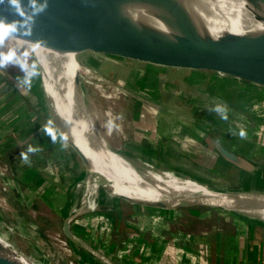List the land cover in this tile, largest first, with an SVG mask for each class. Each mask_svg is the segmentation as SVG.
Masks as SVG:
<instances>
[{
  "label": "rangeland",
  "instance_id": "1",
  "mask_svg": "<svg viewBox=\"0 0 264 264\" xmlns=\"http://www.w3.org/2000/svg\"><path fill=\"white\" fill-rule=\"evenodd\" d=\"M11 47H15L18 53L25 50L18 48L15 43L12 46L10 42L5 41L4 46L0 47V52L6 53ZM72 53L77 57L75 51H72ZM78 56L82 63L80 78L86 105L99 131L112 147L120 151L134 155L145 154L158 163L163 162L160 153L154 151L153 155L150 156L146 154L148 153L145 147L147 144L139 143L141 140L145 142L147 137L154 136L149 129L154 126L156 128L157 120L164 124L163 128L166 132L169 130L168 135L172 134L175 128H179L184 133L192 130V126L197 125L206 128L207 132L204 135L208 138L210 136L232 138L234 131L237 129L240 131L243 128L242 126L237 128L235 125L226 124V120L221 119L217 113L209 110L215 107L217 103L227 104L229 109L228 120L241 121L242 118L245 119L247 127H244V130L246 133L252 128L251 125L255 126V131L260 130L259 135H255V141L264 139V128L259 126L261 125L260 120L250 119L251 122L248 123L246 117H243L240 113L241 109L247 110L242 105L245 100L240 97L238 99L233 97L225 89H205L203 85L190 84L177 76L171 80L162 81V85L154 83L153 80H148L146 83L134 76L130 70L131 64H114L113 58L104 54H97L96 56L100 60L95 57L89 63L85 61L87 58L84 53H78ZM33 60L35 58L32 55L29 58V63ZM4 68L19 82L25 75L18 65L9 64ZM35 79L30 89L33 91L32 95L35 96L31 97L32 102L29 103L32 112L27 114V109H23L28 104L27 99L23 98L25 93L20 92L21 90L16 85L0 74V167L2 168H0V235L20 254L40 264H95V259L99 257L97 255L105 254H100L98 251H96L98 254L94 253L93 249V251L85 250L83 254L80 253L81 255L74 256L73 250L69 247L61 227H59L61 223L56 227L55 219L53 220L55 216L51 213V210L44 205L42 200L35 197L39 194L29 190L26 182H23L27 177V173L23 172V169L28 167L29 164H25L21 160L20 153L26 152L29 145L42 149L38 153L29 154V160L34 164H44L46 157L50 156H53L56 160L57 156L64 155L66 149L75 154L76 160L82 164L80 157L69 143L67 148H62L59 139L55 144L53 142L51 144L48 142L40 144L32 139H26L27 134L21 135L23 119L27 118V115H34L33 113L36 112V134L43 131V127L40 129L39 124L45 121L48 122L51 119L42 96L36 91L40 77ZM255 116L257 117V115ZM109 120H112L117 126L113 128L111 133L106 126ZM262 121L264 122V118ZM18 125H20V129L17 127ZM4 138L8 140H4ZM149 145L150 143H148ZM134 148L136 149L134 150ZM194 154H180L178 156L180 165L168 164L165 163L167 162L165 160L163 163L171 168L193 172L202 179L209 181L211 185L222 188L236 190H243L239 188H244V190L248 189V191L255 192L259 189L255 186L256 184L258 186L264 185L261 181H249L251 176L248 173L240 171V169L225 161L221 155L200 151H195ZM257 158L264 160V155H257ZM68 162V159H63L64 169L70 167L67 164ZM81 166H83V175L73 171L74 175L72 177L76 179V182L78 181L77 187L75 186L74 189L75 192L79 193L78 195H81V198L85 197L83 203L95 197L98 200L101 192L106 195L105 189L111 190L109 185L108 187L104 186L106 183L109 184L110 181L103 176H97L96 173L91 174L84 164ZM95 168L96 166L93 167V169ZM85 173H87L86 175L89 174V178L93 176L99 181L101 188H99L98 195L89 178L87 176L83 178ZM247 174L249 176H246ZM17 181H20V184H17ZM251 182H255V185H252ZM24 196L35 197L34 204L27 206L23 200ZM115 197H110V199L112 198L113 201ZM117 201L119 202L120 199H117ZM165 212H170V210ZM176 213V218L180 222L179 225L184 229L194 233L208 232L211 236L218 229L228 228V230L233 231L232 216L236 214L244 216L223 206L210 205L179 207L176 208ZM158 216L156 218L162 219L161 216ZM244 218L252 217L244 216ZM31 220L39 222H36L39 225L37 229H26V227H30ZM174 227H177V224H174ZM116 238L120 242L123 240L122 236H116ZM42 240H45L46 244H41L40 241ZM48 247H51L55 254L48 253L46 250ZM119 247H121V244ZM59 254L63 255V258L59 257ZM123 258V256L119 257V259L124 260ZM122 260H116V262L110 260L109 264H124Z\"/></svg>",
  "mask_w": 264,
  "mask_h": 264
},
{
  "label": "crops",
  "instance_id": "2",
  "mask_svg": "<svg viewBox=\"0 0 264 264\" xmlns=\"http://www.w3.org/2000/svg\"><path fill=\"white\" fill-rule=\"evenodd\" d=\"M32 93L33 91L30 90L29 94L23 95L28 103L23 107V109H27V114L32 112L29 105L32 102L31 97H35ZM235 98L238 99V97ZM243 100L245 101L242 102V105L247 110L241 109L242 116L246 117L248 123L251 122L250 119L260 120L261 125L259 126L264 128L262 121L264 103ZM33 114L27 115V118L23 119L21 135L27 134L26 139H32L40 144H46V142L51 144V138L44 131L36 134V112ZM225 122L228 125H235L237 128L247 127L244 118L241 121L226 120ZM45 123L47 121L40 123L39 128L41 129ZM156 124V128L154 126L149 129L154 136L147 137L145 142L144 140L139 142L147 144L145 147L148 153L146 154L150 156L156 151L161 154L163 162L165 160L167 161L165 163L180 165L178 158L180 154L195 155V151H200L220 155L211 144L210 138L204 135L207 131L202 126H192V130L184 133L179 128L173 127L175 129L172 134L168 135L169 130L165 131L162 122L157 120ZM19 126L17 127L20 129ZM251 127L244 139L240 138L238 129L232 134L234 138L220 136L218 139L226 147L244 157L249 162V169L241 168L223 157L225 161L240 171L248 173L251 176L249 181L264 183V160L257 158V155H264V139L255 141V135L258 136L260 130L255 131V126L251 125ZM4 140L8 139L4 138ZM148 143H150L149 146ZM64 155L57 156L56 160L53 156L46 157L44 164L31 162L28 167L23 169V172L27 173L23 182H26L29 190L39 194L35 197L42 200L51 213H54L53 220L55 219L56 227L61 223L59 227H61L69 247L73 250L74 256L83 254L85 250L93 251L94 249L100 254H105L97 255L99 257H95L97 262L95 264H109L110 260L120 261L122 260L119 259L120 256L124 257L122 260L124 264H264V222L253 218H244L236 214L232 216L233 231L228 228L218 229L212 236L208 232L194 233L179 225L180 222L176 218L177 213L175 214L176 209L136 204L118 196L112 201L107 189H105L107 196L101 192L94 208L82 210L81 207L77 210V207L83 204L85 197L81 198V195L75 192L74 189L78 181L76 182L72 175L74 172L82 174L83 166L81 165L83 163L81 161L82 164H80L76 160L75 154H72L70 150L66 149ZM63 159L69 160L67 163L69 168L64 169ZM86 174L83 178L88 177L89 174ZM248 174L246 176H249ZM17 182L20 184V181ZM252 182L251 184L255 185V182ZM93 186L96 192H100L99 183H95ZM255 186L264 189V185L256 184ZM35 197L24 196L23 200L27 206H32L36 200ZM117 199L120 201L118 202ZM168 210L170 212H165ZM75 213L78 214L73 216L70 224L75 235L74 239L64 232L63 225L65 219ZM158 215L162 219L156 218ZM36 222L31 220L30 227L28 226L26 229H37L39 222ZM174 224H177V227H174ZM36 233L38 232L36 231ZM116 236H122L123 240L118 241ZM40 242L46 244L45 240ZM120 244L121 247H119ZM50 250L51 254H55L51 247ZM58 256L63 258L61 254Z\"/></svg>",
  "mask_w": 264,
  "mask_h": 264
},
{
  "label": "water",
  "instance_id": "3",
  "mask_svg": "<svg viewBox=\"0 0 264 264\" xmlns=\"http://www.w3.org/2000/svg\"><path fill=\"white\" fill-rule=\"evenodd\" d=\"M128 1L132 0H48L49 7L36 18L32 35L18 36L58 50L75 51L78 59V53H84L87 63L95 57L100 60L96 55L104 54L113 58L114 64H131L134 76L146 83L153 80L162 85V81L177 76L190 84L203 85L205 89H225L233 97L264 103V31L245 34L225 32L215 38L199 32L188 10L177 0H141L164 8L162 17L179 31L170 36L149 25L139 24L126 15L121 4ZM24 2L27 3V0ZM40 2L43 3V0ZM0 16L7 17L9 22L19 19L6 3L0 4ZM256 16L257 19H264L258 14ZM80 64L82 68L81 61ZM81 68L77 86L83 95ZM0 74L21 92L29 94L28 89L22 90L19 80L5 68H0ZM210 141L226 160L249 169V162L221 140L210 136ZM68 143L91 174L96 173L108 180L93 169L88 156L69 136ZM108 185L104 184L105 187ZM230 193L235 199L240 197L236 192ZM117 196L162 209L209 205L197 198H183L172 204L166 200H143L125 194ZM77 214L67 217L63 225L64 232L74 239L70 224ZM46 250L52 253L49 247ZM21 256L10 244L0 240V264H26ZM32 263L40 264L34 260Z\"/></svg>",
  "mask_w": 264,
  "mask_h": 264
},
{
  "label": "bare ground",
  "instance_id": "4",
  "mask_svg": "<svg viewBox=\"0 0 264 264\" xmlns=\"http://www.w3.org/2000/svg\"><path fill=\"white\" fill-rule=\"evenodd\" d=\"M177 1L185 6L202 34L217 38L225 32L245 34L264 31V19H257L256 16L258 14L264 18L263 0ZM121 6L122 11L139 24L149 25L170 36L179 33L162 17L165 10L160 5L132 0L122 3ZM6 41L12 46L15 43L18 48L25 50H30L37 42L18 35H13ZM33 56L35 59L37 56L40 58L41 76L36 91L42 96L48 114L55 124L85 152L92 167L96 166L94 170L105 175L112 182L109 183L112 190L107 189L110 197L125 194L143 200H166L172 204L183 198H197L211 206H223L240 215L264 222V189L262 188L251 192L244 188L236 190L214 186L193 172L171 168L163 162L152 160L145 154H128L112 147L97 128L86 105L84 94L79 92L77 77L81 64L74 53L71 50H58L41 44ZM89 180L92 185L99 183L93 176H90ZM230 192H236L240 197L235 199L229 195ZM96 203L95 197L78 206L77 210L81 207L82 210L92 209ZM0 240L9 244L2 235ZM21 259L26 264H33L32 259L25 255H22Z\"/></svg>",
  "mask_w": 264,
  "mask_h": 264
},
{
  "label": "clouds",
  "instance_id": "5",
  "mask_svg": "<svg viewBox=\"0 0 264 264\" xmlns=\"http://www.w3.org/2000/svg\"><path fill=\"white\" fill-rule=\"evenodd\" d=\"M5 3L19 19L9 22L7 17L0 16V47H3L5 41L13 35L31 36L36 18L49 7L48 0H43V3H41L40 0H27V3H25L24 0H0V4ZM40 47L41 42L38 41L30 50H24L18 53L17 49L13 47L6 53L0 52V68L7 67L9 64L18 65L25 73L20 84L23 86L22 88L30 90L35 78L41 76V62L38 56L31 63H29V58L35 54ZM209 110L217 113L221 119L228 120L229 109L226 103H217L215 107ZM106 126L110 133L113 128L117 127L112 120H109ZM42 130L51 138L54 144L59 139L62 148L68 147V135L60 131L52 119L48 120ZM239 135L241 139L247 137V133L244 129L240 130ZM41 150L42 149L39 147L29 145L26 152L20 153V158L25 164H30L29 154H35Z\"/></svg>",
  "mask_w": 264,
  "mask_h": 264
}]
</instances>
